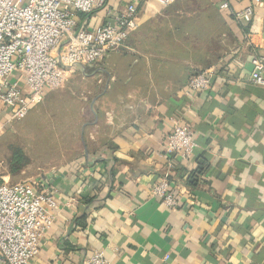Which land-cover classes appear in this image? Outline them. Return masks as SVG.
I'll list each match as a JSON object with an SVG mask.
<instances>
[{"label":"crops","instance_id":"crops-1","mask_svg":"<svg viewBox=\"0 0 264 264\" xmlns=\"http://www.w3.org/2000/svg\"><path fill=\"white\" fill-rule=\"evenodd\" d=\"M131 1L139 25L124 46L60 90L77 98L78 154L34 176L58 208L29 264H84L96 249L109 264H264V87L251 82L264 0H106L77 21L102 24ZM248 6L253 20H235ZM202 69L216 73L207 93L188 88ZM173 118L198 147L173 172L179 205L169 208L151 190L167 169Z\"/></svg>","mask_w":264,"mask_h":264},{"label":"built area","instance_id":"built-area-1","mask_svg":"<svg viewBox=\"0 0 264 264\" xmlns=\"http://www.w3.org/2000/svg\"><path fill=\"white\" fill-rule=\"evenodd\" d=\"M140 3L148 0H138ZM169 5L176 0H156ZM259 1V0H256ZM106 0H0V138L11 123L26 117L51 91L65 85L71 73L102 61L122 48L139 25V7L131 1L108 21L90 26L78 14L88 15ZM229 7L227 0L220 5ZM255 10L235 12V20L249 23ZM251 82L264 87V56L253 57ZM212 69L192 75L188 88L207 93L215 79ZM164 153L167 169L151 193L169 208L179 205L178 185L172 181L178 163L190 161L198 143L191 127L171 119ZM6 128V129H5ZM58 201L40 180L27 178L0 183V264H29L41 252L42 238L52 228ZM84 264H109L96 249Z\"/></svg>","mask_w":264,"mask_h":264},{"label":"rangeland","instance_id":"rangeland-1","mask_svg":"<svg viewBox=\"0 0 264 264\" xmlns=\"http://www.w3.org/2000/svg\"><path fill=\"white\" fill-rule=\"evenodd\" d=\"M91 66L86 65L87 72L92 71ZM78 70L71 77L80 76L82 68L79 67ZM61 89L62 87L54 92ZM74 103L73 106H77V102ZM67 104L72 105V102H67L60 96L41 102L25 118L5 128L6 131L0 138V177L9 175L10 179H0V183H15L21 181L18 177L24 175L35 178L54 166H60L78 153L76 141L79 122L72 111H63ZM24 177L23 179L26 178Z\"/></svg>","mask_w":264,"mask_h":264},{"label":"trees","instance_id":"trees-1","mask_svg":"<svg viewBox=\"0 0 264 264\" xmlns=\"http://www.w3.org/2000/svg\"><path fill=\"white\" fill-rule=\"evenodd\" d=\"M204 70V69H202ZM202 70H198L196 72H194L192 75L196 74V73H199L201 72ZM191 75V76H192ZM190 76V77H191ZM60 91H51L50 93L47 94V96L45 97L44 101H51L53 100L54 98H56L57 96H60V97H63V99H66V101H71L72 102V105L71 104H67V107L63 109V111L66 109L68 112L69 110L72 111V113H74V116L77 118L78 120V116H77V112H78V103H77V106H73L75 103V101L77 102V98L76 96H70V94H66V92L64 94H59ZM43 101V102H44ZM42 102V103H43ZM79 122V120H78ZM79 126H80V123H79ZM78 134H79V130H78V133H77V141H78ZM76 141V142H77ZM78 154V153H77ZM77 154H73L70 159H72V157H75ZM199 167L198 169H196L195 171H191V172H188V175H187V184L189 186H197L198 183H199V178L198 176L201 175L204 171H205V168H206V165H205V160L203 158H200L199 160ZM79 223V221H78Z\"/></svg>","mask_w":264,"mask_h":264}]
</instances>
